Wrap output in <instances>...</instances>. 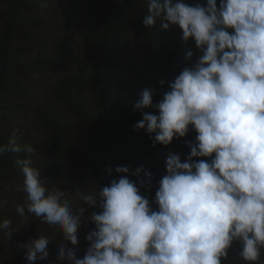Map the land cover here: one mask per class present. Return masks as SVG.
<instances>
[{
	"label": "clouds",
	"instance_id": "obj_1",
	"mask_svg": "<svg viewBox=\"0 0 264 264\" xmlns=\"http://www.w3.org/2000/svg\"><path fill=\"white\" fill-rule=\"evenodd\" d=\"M147 13L146 27L157 22L165 30L178 26L182 42L192 38L200 52L158 103H153L152 90L144 89L134 104L137 111H158L142 113L134 125L150 138L155 134L153 146L184 137L190 126L197 133L185 162L179 154L167 158L166 175L155 193L158 210L127 175L95 194L77 192L83 204L102 209L91 215L90 246L77 258L81 214L72 212L60 188L44 187L30 160H18L27 213L62 233L58 259L68 264H222L233 243L241 246L246 264H256L264 248V0H219V6L217 0H207L206 6L148 0ZM200 157L211 160H193ZM128 171L115 168L118 174ZM16 211L26 214L24 206ZM10 227L9 220L0 222L7 237ZM49 239L41 235L22 245L29 264L47 259Z\"/></svg>",
	"mask_w": 264,
	"mask_h": 264
},
{
	"label": "trees",
	"instance_id": "obj_2",
	"mask_svg": "<svg viewBox=\"0 0 264 264\" xmlns=\"http://www.w3.org/2000/svg\"><path fill=\"white\" fill-rule=\"evenodd\" d=\"M147 8L148 0H0V147L5 148L0 152V222L9 220L12 231L9 237L0 232V264H29L22 245L40 237L27 238L25 227L32 228L34 221L27 213L18 160L31 161L48 191L60 188L80 199L77 192L95 194L127 175L158 210L155 193L167 158L179 154L185 162L197 133L190 126L184 137L153 146L155 134L150 138L134 125L142 113L158 111H137L134 104L144 89L152 90L158 103L200 52L192 38L182 42L178 26L146 27ZM201 159L210 162L211 157L193 158ZM118 166L128 173H116ZM137 168H142L138 174ZM18 205L25 207L23 217ZM83 224L81 218L78 229ZM48 226L38 232L51 237L48 257L32 264H68L58 259L62 233H50ZM77 236L74 251L82 259L90 244L80 232ZM66 247L73 246L67 242ZM240 248L233 243L222 264H246ZM256 264H264V248Z\"/></svg>",
	"mask_w": 264,
	"mask_h": 264
},
{
	"label": "rangeland",
	"instance_id": "obj_3",
	"mask_svg": "<svg viewBox=\"0 0 264 264\" xmlns=\"http://www.w3.org/2000/svg\"><path fill=\"white\" fill-rule=\"evenodd\" d=\"M64 199H66L68 201L69 207L72 210L78 211L81 214V218H82V221L84 224H83V226H81L80 229H78V232H80L84 237H86L89 232H91L95 229V224L90 219L91 215L95 212L94 208L90 207L87 204H83V200L80 199L79 197L73 195V194H71V196L65 194ZM82 209H84L83 213H82ZM32 221H34L32 228L25 227V230L28 233L27 238L33 233H35L36 238H38V236H41V235H39L38 232L45 227L46 223L42 224V222H40L38 220V217H35L34 215H33ZM48 225H49L48 227H49L50 233L55 234V232L58 231V229L55 225H50V224H48ZM61 242H62V240H61ZM64 243H67V242H64ZM58 246L60 247V245H58Z\"/></svg>",
	"mask_w": 264,
	"mask_h": 264
}]
</instances>
